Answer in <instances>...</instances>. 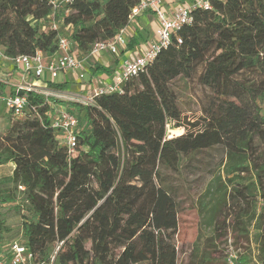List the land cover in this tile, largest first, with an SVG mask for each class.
Wrapping results in <instances>:
<instances>
[{"label": "trees", "instance_id": "obj_1", "mask_svg": "<svg viewBox=\"0 0 264 264\" xmlns=\"http://www.w3.org/2000/svg\"><path fill=\"white\" fill-rule=\"evenodd\" d=\"M209 1L211 8L192 11V23L172 34L171 44L125 83L123 93L95 97L91 104L55 101L78 120L73 154L51 127V99L18 92L37 111L15 121L10 115L13 122L0 137V166L14 165L10 176L0 178V208L15 202L11 186L24 187L22 244L36 262L49 263L59 247L55 264H178L177 193L167 173L193 163L206 168L203 155L220 148L217 167L224 177L212 174L196 203L211 235L194 244L189 264H226L227 248L218 241L228 230L236 241L256 243L257 255L248 249L240 264H264V0ZM138 2L73 0L70 13L59 17L71 28L65 35L42 30L52 11L45 0H0V47L8 58L36 51L50 57L63 35L86 54L126 28ZM137 44L132 36L127 47ZM200 66L198 82L214 97L203 117L187 124L191 129L166 139L168 122L181 114L169 85ZM67 84L45 82L53 92ZM150 192L155 199L147 218L134 201ZM4 226L0 213V240Z\"/></svg>", "mask_w": 264, "mask_h": 264}, {"label": "built area", "instance_id": "obj_2", "mask_svg": "<svg viewBox=\"0 0 264 264\" xmlns=\"http://www.w3.org/2000/svg\"><path fill=\"white\" fill-rule=\"evenodd\" d=\"M51 7V14L42 24L43 31L52 30L59 32V17L70 12V5L73 0H45ZM209 0H194L190 6L184 4L176 5L170 13L165 9V0H139L133 6L128 16V26L108 41H98L90 46L88 53L82 54L75 50L72 42L63 35L58 37L57 53L53 56H45L42 52L36 51L30 55H18L8 58L0 47V59L9 60L20 74V81L13 85V94L0 91V104L3 105L11 117H21L25 111L35 112L36 107L30 106L26 95H18L21 90L38 93L36 87L27 79L33 77L35 80L53 82L61 74L78 72V78L83 79L87 70V61L100 57L104 53L112 56H120V53H129L123 60L121 69L110 83H104L101 87L91 90L90 96L84 100L77 99L82 104H91L95 97L109 95L112 93H123L127 81L136 77L140 72L146 70L157 55L171 44L172 34L180 31L184 26L190 25L193 21L192 11L196 9H210ZM151 13L156 21L154 36L145 44L138 43L131 51L128 49V41L132 37H126V29L142 13ZM177 45L182 44V39L176 37ZM89 72V71H88ZM0 76V83H4ZM85 89H89L86 87ZM47 104H49L46 101ZM51 127L57 131L61 142L66 147L68 154H73L76 148V130L78 120L67 109L59 110L50 115ZM24 191V187L19 186ZM59 247L50 257L49 263L36 262L35 256L22 244L13 242L6 253L0 251V264H55V256ZM228 250V248H227ZM226 264H240L239 256L235 252L226 251Z\"/></svg>", "mask_w": 264, "mask_h": 264}, {"label": "rangeland", "instance_id": "obj_3", "mask_svg": "<svg viewBox=\"0 0 264 264\" xmlns=\"http://www.w3.org/2000/svg\"><path fill=\"white\" fill-rule=\"evenodd\" d=\"M44 30H46V28ZM59 30L61 31V34L65 35L71 33V28L63 27L60 24ZM126 37H130L128 33L126 34ZM139 38V43H146V37H144V34L140 35ZM73 53H77L75 49ZM90 64H92V62H90ZM119 69L120 67L118 65L115 74L118 73ZM202 69L203 68L200 66L197 68L195 74L190 78L178 77L170 83L169 87L176 98L181 114L178 122H168L166 126V139L177 137L176 132L181 135L186 132V129H191V127L187 126V124H191L201 119L204 115L203 108L207 105L209 98L214 97V94L210 92L209 89L203 87L198 82V76L202 72ZM71 76L70 78L73 81L69 80L71 82L69 83L71 87L67 89L69 93L49 91L46 94L49 99H51L53 104H57L55 101L75 102L77 101L76 98H71L73 94L77 92L75 91L76 88L89 86L95 87L97 85L95 83L97 79L94 78L98 77L92 76V81L89 80L91 76L88 71L84 73L83 79L78 78V72H76L74 78ZM113 78L114 73H111L110 80H113ZM54 82H62V74L59 75ZM11 119L10 114L6 113L5 108L1 107L0 104V137H3L8 131L13 122ZM18 119L21 118L16 117L14 121ZM78 119H80V117ZM178 124L182 126L177 128L176 125ZM81 128L82 125L80 124L79 129ZM203 158L208 164L206 168H201L198 163H193L192 165L189 164L188 166L183 167L180 173H167V182L175 187L177 193L176 201L178 203V225L176 233L173 237V243L177 251L178 264H189V255L194 244L200 237L211 235V228H208L205 224L202 225L201 218L196 210V203L203 194L205 186L211 179L212 174V176L221 174L222 177H224L223 173H221L222 168L219 170V167H217V164H219L222 159V151L220 148L213 149L204 154ZM13 168L14 165L12 163L0 166V178L10 176ZM11 189L14 190L13 192L16 195L15 202L4 204L0 208V213L5 221L3 238L0 240V251L2 250L4 253L8 251L11 243H22L21 224L23 217L28 216V212L26 211L27 208L24 204V192L18 187L15 189V186H11ZM154 199L155 192H150L137 198L134 201L136 211L149 218ZM222 233V238L218 241H222L220 243V249L228 248L226 251L235 252L238 256L246 255L249 253V249L252 251L253 255H257V247L254 240H251L250 243L247 244L240 239L236 241L235 234L229 230L223 231ZM87 247L89 248V244ZM55 248L56 247H54V249ZM222 255L225 254L222 253ZM248 264L256 263L251 262Z\"/></svg>", "mask_w": 264, "mask_h": 264}, {"label": "crops", "instance_id": "obj_4", "mask_svg": "<svg viewBox=\"0 0 264 264\" xmlns=\"http://www.w3.org/2000/svg\"><path fill=\"white\" fill-rule=\"evenodd\" d=\"M193 1L194 0H165V9L168 13H170L176 5L184 4L186 6H190L193 3ZM156 26H157V24H156V21H155L153 15L151 13L147 12V13H142L139 17H137L131 23V25L126 29V32L129 34L130 37L135 36L136 42L139 43V39H140L139 36L142 34H144V37H146V41L147 40L149 41V39H152L154 36V31L156 29ZM130 50L133 51L134 48H132ZM128 54L129 53H120V56H112L109 53H104L98 58L88 60L87 61L88 65L86 68L89 71L88 73H90V76H91L89 80H91L93 77H98V78H94V79H97L95 81V83L97 85L95 87L89 86V89H85L86 87L76 88L75 91H77V92L73 94L71 99L76 98V100L77 99H79L80 101L84 100L88 96H90L91 90L96 89L98 87H101L104 83H110L111 82V80H110L111 74H107L101 70L94 71L93 68L95 65H99V66L104 67L108 70H111L112 73H114V77H115L116 68L119 65V67L121 69L122 62ZM90 62H92V64H90ZM75 74H76L75 72L62 74V82H67L68 84L66 85L65 91H60L58 93H69L67 89L71 87L69 84V83H71L69 81V80H71L70 76L72 75L71 77L74 78ZM0 76H1V78H3L5 80L4 83H1L4 85V89L1 92L12 94L13 89H14L13 85L20 81V74L15 70L14 65L9 60L0 59ZM27 81L36 87L35 89L37 90V92L39 94H42L48 98V96L46 94L51 90L47 89V87L45 85L46 81L35 80L32 76L29 77L27 79ZM71 81H73V80H71ZM72 84H73V82H72ZM90 88H92V89L90 90ZM46 101L49 103L48 106L50 107L49 111H48L49 116L52 115L56 111L66 109L65 106L53 104L51 102V100H46ZM75 102H77V101H75ZM1 107H4V106L1 105ZM5 112L8 113L6 108H5Z\"/></svg>", "mask_w": 264, "mask_h": 264}, {"label": "bare ground", "instance_id": "obj_5", "mask_svg": "<svg viewBox=\"0 0 264 264\" xmlns=\"http://www.w3.org/2000/svg\"><path fill=\"white\" fill-rule=\"evenodd\" d=\"M179 135H180V133L176 132V136H179Z\"/></svg>", "mask_w": 264, "mask_h": 264}]
</instances>
